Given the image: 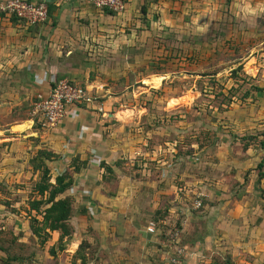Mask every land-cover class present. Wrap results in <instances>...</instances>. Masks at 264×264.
Masks as SVG:
<instances>
[{"label":"rangeland","instance_id":"obj_1","mask_svg":"<svg viewBox=\"0 0 264 264\" xmlns=\"http://www.w3.org/2000/svg\"><path fill=\"white\" fill-rule=\"evenodd\" d=\"M256 25L251 39L237 38L229 27L223 31L209 25L205 31L195 25L188 32L179 27L157 36L151 49L129 52V61L131 55L140 58L110 73L118 77L89 73V80L103 88L101 95L93 94L94 103L109 101L103 141L110 142L112 151L101 146L107 155L93 158L100 168L95 176L88 175L90 180L75 176L74 186L79 189L81 181L88 195L68 191L76 235L64 238L63 245L67 252H77V258L75 252H60L54 256L57 264L60 259L82 264L80 258L83 264H158L170 258L179 264L239 263L229 245L214 242L213 219L235 209L240 203L236 200L248 202L247 193H259L258 174L264 170V146L259 145L264 140V24ZM111 60L115 63L100 62L103 70L115 69L116 60ZM91 156L89 152L86 161L75 156L46 162L51 179L72 176L73 165L90 169ZM38 180V172L30 173L15 184L19 188L5 195L10 206L0 197V240L13 238L8 249L22 258L15 264H39V258L49 264L46 250L27 245L43 239L27 240L28 222L35 216L29 202L39 198L33 191ZM151 224L155 229L149 233Z\"/></svg>","mask_w":264,"mask_h":264},{"label":"crops","instance_id":"obj_2","mask_svg":"<svg viewBox=\"0 0 264 264\" xmlns=\"http://www.w3.org/2000/svg\"><path fill=\"white\" fill-rule=\"evenodd\" d=\"M4 1L0 0V4ZM26 1L47 2L48 16L43 23L27 26L0 12V197H6L3 200L6 206L10 204L5 195L15 192L19 188L15 184L33 173L29 161L38 150L47 149L58 156L55 162L61 157L75 156L85 160L90 152V169L83 167V171L86 170L84 173H80V169L72 174V190L74 194L83 196H87L88 191L82 189L81 181L78 183L79 189L74 186L78 182L75 176L90 180L88 175L95 176L96 169L100 168L96 167L100 162L93 158L104 159L107 155L101 146L107 153L112 151L110 142L103 141V133L109 128L102 123L103 118L111 116L106 112L109 110L108 99L95 101L89 106L73 107L70 114L50 131L43 130L37 120L31 117L34 96L45 94L53 81L67 79L87 88L92 95H101L102 86L90 81L89 73L104 71L118 77L110 73L122 70L127 61L133 63L140 58L131 55L132 60L129 61V52L138 55L146 48L151 49L159 35L178 31L179 27L181 31L184 27L185 32L193 31L195 25L206 31L209 25H213L223 31L229 27L237 32V38L251 39L259 27L256 23L264 24V0H122L124 10L119 14L96 9L86 0ZM142 7L144 12L141 11ZM189 23L195 25L188 29ZM244 23L247 25L242 27ZM262 37L260 45L264 47V33ZM222 39V36L218 38ZM122 57L126 60H122ZM113 58H118L115 69L103 70L100 62L111 63L114 62L111 60ZM74 79H84L85 83H77ZM262 172L263 177L256 184L259 188L257 196L255 192L247 193L248 202L236 200L240 203L236 204L235 209L213 219L214 242L218 246L229 245L231 257L237 258L238 264H264V170ZM74 218L69 221L73 236L76 235L72 224ZM28 223L27 240L29 236L37 239L31 232V223ZM0 229L3 231V225H0ZM47 233L50 242L46 241L42 245L40 242L28 241L27 245L34 251L35 247L37 250H46V263L57 264L48 249L57 243L59 232ZM207 238L204 236V239ZM67 251L65 247L56 254L75 252L71 248L70 252ZM61 260L58 264H63ZM38 263L41 264L40 258Z\"/></svg>","mask_w":264,"mask_h":264},{"label":"trees","instance_id":"obj_3","mask_svg":"<svg viewBox=\"0 0 264 264\" xmlns=\"http://www.w3.org/2000/svg\"><path fill=\"white\" fill-rule=\"evenodd\" d=\"M104 11H108L104 9ZM144 12V7L141 8ZM109 12V11H108ZM112 13V12H109ZM243 140V138H240ZM259 145L264 146V140ZM58 158L55 154L46 151L44 149L38 150L37 154L30 160L33 174L38 172L39 180L34 184L33 191L39 197L29 202L30 211L35 213L33 222L30 225L33 235L43 237L40 242L42 245L49 239V232H59L58 241L55 245L48 249L50 256L54 257L57 251H63L65 246L63 245L64 238H70L72 235V229L69 225L70 219L74 216L72 208V196L68 193L73 186V178L68 173H63L54 178V183L51 182L50 168L46 164L55 161ZM82 165H86L82 162ZM72 167L73 172H78L81 167ZM83 167V166H82ZM262 164L258 165V168H262ZM109 169V168H108ZM262 172V170H261ZM263 177V172L258 174V179ZM85 212L83 209L81 213ZM33 223H37L36 226ZM40 233L45 236L40 235ZM13 241L0 240V264H15L20 261L19 254H12L8 249ZM3 245H7V248ZM74 258H77V252H75ZM73 258V259H74ZM80 263H84L80 258Z\"/></svg>","mask_w":264,"mask_h":264},{"label":"built area","instance_id":"obj_4","mask_svg":"<svg viewBox=\"0 0 264 264\" xmlns=\"http://www.w3.org/2000/svg\"><path fill=\"white\" fill-rule=\"evenodd\" d=\"M86 2L96 9H106L115 14L124 10L122 0H86ZM0 12L30 26L43 23L47 19L48 4L46 1L30 3L26 0H6L0 4ZM94 100V96L87 88L73 84L67 79H60L53 81L45 94L38 93L34 96L30 115L37 120L43 130L50 131L70 114L73 107L89 106ZM97 110L102 112L101 108ZM154 229V225L151 224L148 232L152 233ZM177 254L182 256L183 250H179ZM158 264H179V262L170 258Z\"/></svg>","mask_w":264,"mask_h":264}]
</instances>
